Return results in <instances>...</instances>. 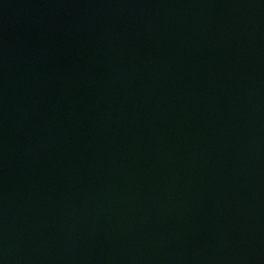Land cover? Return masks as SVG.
Returning <instances> with one entry per match:
<instances>
[{"label": "water", "instance_id": "obj_1", "mask_svg": "<svg viewBox=\"0 0 264 264\" xmlns=\"http://www.w3.org/2000/svg\"><path fill=\"white\" fill-rule=\"evenodd\" d=\"M0 264H264V0H0Z\"/></svg>", "mask_w": 264, "mask_h": 264}]
</instances>
